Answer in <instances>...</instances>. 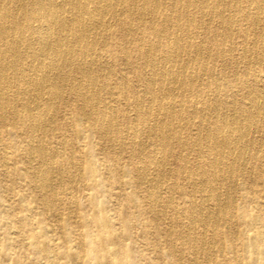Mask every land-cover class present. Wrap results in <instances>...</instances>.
Instances as JSON below:
<instances>
[{
  "label": "bare ground",
  "instance_id": "6f19581e",
  "mask_svg": "<svg viewBox=\"0 0 264 264\" xmlns=\"http://www.w3.org/2000/svg\"><path fill=\"white\" fill-rule=\"evenodd\" d=\"M238 17L251 25V37L245 26L238 30ZM213 21L220 34H211ZM237 37L250 46L237 49ZM244 63L248 66L239 69ZM249 65L261 67L259 79ZM114 76L116 88L108 82ZM115 94L133 110L132 119L121 117L129 141L114 130ZM61 110L72 120L76 138L90 133L104 140L107 148L100 152L116 161L103 172L114 178V167L120 161L125 165L122 176L132 190L126 204L135 209L137 221L153 223L129 229L125 249L112 231V252L102 242L94 249L84 246V253L99 252L105 263L109 254H125L133 262L144 257V247L156 251L157 242L146 244L154 233L168 239L157 252L160 260L178 257L175 244L182 251L191 236H182L178 223L162 226L168 207L171 221L179 214L173 200L160 194L164 182L167 190H180V197L186 193L183 183L197 186L200 199L217 203L221 187L239 190L234 201L238 220L244 205L252 202L253 186L264 190V159L259 156L264 141V0H0V125L5 134L0 144L15 141L19 132L25 139L11 147L14 152L24 148L22 166L1 165L0 172L13 180L21 177L23 189L39 195L37 201L47 207L52 203L47 197L53 189L51 175L60 171L52 172L46 161L59 156L42 147L37 132H46L50 116ZM146 149L153 156L142 160ZM35 157L39 161L33 166ZM252 170L257 181L250 180ZM93 171L91 165L90 175ZM222 206L212 212L201 203L197 216L202 215L192 224L219 226ZM191 207L190 214L196 213ZM71 233L80 237L78 230Z\"/></svg>",
  "mask_w": 264,
  "mask_h": 264
},
{
  "label": "rangeland",
  "instance_id": "374dc122",
  "mask_svg": "<svg viewBox=\"0 0 264 264\" xmlns=\"http://www.w3.org/2000/svg\"><path fill=\"white\" fill-rule=\"evenodd\" d=\"M238 18V30L247 29L248 36L251 37V30H249L251 25L242 21L240 17ZM211 26L212 35L215 33L220 34L221 31L216 22L213 21ZM234 43L239 50L242 47L244 48L245 45V48L250 46L249 41L238 37ZM246 65L248 66L247 63L239 64V67H237L242 70L247 67ZM233 67L235 65L231 66L232 69ZM249 67L254 70L255 78L259 79L262 72L261 67L255 65H249ZM101 80H103V77ZM108 82L113 83L114 88H116L115 76L110 78ZM114 113V116H117L114 122L116 126L114 130H118L124 136V140L129 141V132L127 133V127L122 123L121 117L127 116L132 119L134 116L133 110L127 107L123 100L118 99L116 94L114 95ZM49 119L52 121H49L50 125L46 128V132L45 129L38 130L37 136L41 139L42 147L46 151L49 149L50 153H58L59 156L55 157L53 163H51V160L46 161L48 163L47 168H52L50 169L52 172L57 171V169L60 171L58 176L56 174L51 175L53 193L50 191L47 197L48 200L52 199V203L48 207L43 206L37 201L39 195L31 194L30 191L23 189V179L21 177L13 180L14 178L3 177L0 172V264H89L97 261L104 264H264V190L259 185H252L253 189L250 191L252 194H249L252 202L244 205L245 212L242 218L238 220V209L234 201L239 198L236 194L240 192L239 190L225 186L221 187L219 202L217 203L214 200L200 199L197 186L183 183V190L186 193H184L185 196L180 197V190L178 191L175 188L173 192L169 191L167 190L169 183L164 182L163 187L160 188V194L164 198L169 197L173 200L179 214L171 221V207H168L166 209L168 219L162 222V226L169 227L172 223H178L181 228L178 232L182 236H191L190 245H185L182 251L178 250L180 243L175 244L178 245L177 251L181 255L178 254L176 258L163 255V260H160L157 252L165 249L163 242L166 239L151 232L147 236L146 244L152 246L151 244L157 242L156 251L151 247H144L142 249L145 254L144 257L135 259L133 262L125 254L122 257H113L109 254L105 258L107 263L104 261L103 254L101 255L99 252L89 251L85 254L83 251L84 246L86 249H94V245H99L102 242L112 252L113 247L108 238L109 233L112 231L119 238V243L123 244L122 247L124 248L128 245V242L123 238L129 229L133 232L138 229H147L153 223L143 219L137 221L135 209L126 204L132 190L131 186L127 184L129 179L122 176L126 168L125 165L120 161L114 167V178H112L111 172H103L107 166H114L116 161L114 159V162H112V158H108L105 153L103 155L100 152L105 151L107 148L104 140L99 139L97 136H91L90 133H85L80 139L76 138L74 124L63 110L60 112L55 111V114L51 115ZM260 120L262 121L263 118ZM3 131L4 129L0 125V136L4 141L5 134ZM52 132H54L53 135H51ZM42 135L44 139H42ZM24 140L23 132H19V137L15 141H11L5 146L0 144V167L5 164L10 169L22 166L25 162L24 148L21 147L18 152H14L11 147L14 148V145H20ZM118 146L116 145L115 148L118 149ZM130 154L126 152L124 155ZM4 155L6 158H3ZM151 156H153L151 150L146 149L141 158L146 160ZM259 156L264 159V141ZM38 161V158L35 157L31 164L36 166ZM91 165L96 171H93L90 175ZM97 167L99 171H97ZM168 170L170 171L169 167L166 168V173H168ZM100 173H103L104 176H101L102 179L97 181ZM150 174L154 175L152 171H150ZM249 176L252 177L251 181H257L258 179L257 172L254 170L249 171ZM92 178L96 180L93 181L94 183L90 180ZM170 178L173 180V176ZM142 186L146 188L148 184L143 183ZM237 188L239 189V187ZM19 200L20 205L17 206L16 203ZM136 201L139 202V199H136ZM201 203L210 208L212 212L216 209V205L220 204L222 206L223 204L222 214L224 216H221L219 226L204 228L199 224H192L202 215L197 216V213H199L198 207ZM191 206L196 208V213L190 214ZM257 219L259 222L255 226L253 222ZM189 224H192V231H187L185 228ZM97 227H99V231H97ZM73 230H78L80 233L79 238L71 233ZM174 230H176V227H174ZM259 234H263V236L259 237ZM92 242L95 244H92ZM165 244H168V239ZM242 246H247L250 249L243 252L241 250ZM205 259H208V261L206 262Z\"/></svg>",
  "mask_w": 264,
  "mask_h": 264
}]
</instances>
